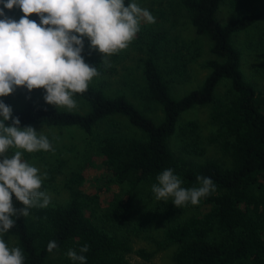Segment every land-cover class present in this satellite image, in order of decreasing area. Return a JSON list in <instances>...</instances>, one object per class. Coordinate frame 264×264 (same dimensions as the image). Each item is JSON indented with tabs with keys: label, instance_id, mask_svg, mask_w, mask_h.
Instances as JSON below:
<instances>
[{
	"label": "trees",
	"instance_id": "1",
	"mask_svg": "<svg viewBox=\"0 0 264 264\" xmlns=\"http://www.w3.org/2000/svg\"><path fill=\"white\" fill-rule=\"evenodd\" d=\"M224 2L238 11V15L221 23L215 14ZM124 3L128 6L133 0H124ZM251 4L252 0H175L176 8L184 11L195 33L210 40L212 56L203 63L209 72L202 84L178 98L172 95L170 83L158 64L161 55L169 56L172 64L165 66L163 61L165 72L173 78H182L185 73L184 57L169 51L170 40L158 21L164 14L158 12L154 23L140 22V30L132 43L145 51L141 93L145 101L160 107L162 117L158 121L137 109L123 94L107 95L97 82L94 83V79L116 70L112 63L89 50L90 41L86 37L81 55L98 74L89 82L86 92L73 94L86 105V112L30 101L18 105L0 98L12 109L13 118L19 119L21 130L45 126L77 127L84 131L96 142L103 167L99 176L102 181L99 179L95 190H83L87 177L82 165L65 179L64 186L69 193L65 203L50 201L42 208L39 203L43 198H40L29 209V215L17 212L13 217L14 226L7 232L0 231L4 239H15L16 247L22 250L24 264H79L66 253L72 249L79 255V249L85 244L89 246V251L83 253L85 264H129L126 255L132 247L107 226L138 236L158 222L159 211L139 210L131 196L141 187L156 183L157 175L166 169H173L186 189L199 186L197 176L208 177L215 185V191L196 205L188 202L178 208L173 204L162 210L168 222L162 243L175 246L174 264H264V93L245 79L241 70L242 53L234 43L239 32L258 24L261 26L259 41L264 39V6L245 13ZM0 10L16 21L24 15L16 7L4 9L3 4ZM29 19L40 23L36 14ZM120 54V51L112 54V62L118 61ZM223 79L229 83L230 99L213 106L211 121L219 128L220 147L230 156V166L205 160L181 167L169 146L178 118L185 110L214 102L215 88ZM115 115L125 116L137 134H94L98 124ZM3 122L5 125L11 123ZM109 123L112 128L120 129L116 121L109 120ZM187 126L191 132L196 129L191 121ZM16 151H21L22 160L31 154L15 147H10L7 153L12 157ZM189 151L203 152L195 142L189 145ZM91 156L88 153L86 158ZM109 184H125L127 188L113 195L96 215L95 208L101 206V192ZM13 206L16 209L25 207L15 198ZM189 209L205 211L183 220L169 221L173 215ZM50 241L58 245L51 253L47 251ZM134 253L144 260H149L153 254L142 248ZM52 254H57L56 259L50 258Z\"/></svg>",
	"mask_w": 264,
	"mask_h": 264
},
{
	"label": "rangeland",
	"instance_id": "2",
	"mask_svg": "<svg viewBox=\"0 0 264 264\" xmlns=\"http://www.w3.org/2000/svg\"><path fill=\"white\" fill-rule=\"evenodd\" d=\"M133 3H136L141 9L148 10L154 17V22L157 21L158 12H163L164 18L158 21H160V26L166 31V35L170 40L171 49L169 51L178 53V57L180 55L184 57L185 73L182 78H173L170 73H166L163 69L165 68L164 64L165 66L172 64L169 56L161 55L162 58L158 61L162 73L170 83L172 95L178 98L199 87L209 72L203 67V63L212 57L209 52L211 42L208 37L195 33L184 11L176 8L175 0H133ZM263 6L264 0H252L251 7L245 13L254 12ZM237 15L238 11L230 9L227 3L224 2L220 5L215 17L221 23H224ZM260 27L258 24L239 32L234 37V43L242 53L241 70L245 79L252 83L257 90L264 93V39L259 41ZM132 41L127 48L120 50L121 57L114 62H112L111 55L103 56L98 50L92 49L89 44V50L96 52L104 60L112 63L116 70L113 74L94 79V83L97 82L96 84L107 95L123 94L137 109L154 119V121H158L162 117L160 107L150 101H145L141 93L143 88L142 59L145 51L134 47ZM45 95L46 91L44 89H34L29 92L24 87H18L11 95L0 98L18 105L30 101L45 106H55L46 103ZM228 99H230L229 83L223 79L215 88L214 102L204 106H194L180 114L175 132L169 139V146L175 157L179 159L181 167H188L205 160H213L223 167L230 166V156L223 152L220 147L219 128L211 121L213 106L226 102ZM73 100L76 106L72 109L56 107L81 113L86 112L88 108L80 99L73 97ZM109 120L116 121L120 129L112 128L109 125ZM190 121L196 124L194 132H191L188 126L185 127ZM31 128L38 135L45 136L51 148L41 154L37 151L32 152L23 161L39 170L38 175L42 179L39 191L43 192L49 198V201L61 204L68 200L69 193L64 186L65 179L71 172L80 169L82 165L85 166L84 174L87 177L83 190L91 192L96 189L97 183L100 182L99 176L103 173V167L101 158L97 155L96 142L91 136L77 127L32 126ZM105 133L129 136L137 134L136 128L129 123L125 116L121 115L110 117L94 129V134ZM192 142H195L196 146L203 150L202 154L189 151V145ZM88 153L93 155L90 159L86 158ZM3 155L11 158L7 151ZM3 159L4 157L0 156V162ZM100 180L102 181V179ZM107 186V189H103L101 192V206L95 208L96 215L100 214L113 195L121 194L127 188L125 184H109ZM172 199V197H169L167 202L158 200L152 192V186H143L132 194L131 201L139 210L159 211L158 222L149 226L146 231L138 236L107 226L108 229L117 231L116 234L127 240L132 247V251L126 255L129 264H174L172 256L175 246L162 243L163 231L168 224L162 210L173 205ZM203 211L205 209H189L173 215L169 221L183 220L191 215H199ZM93 219L97 222L96 218ZM0 239H3L10 249L16 247V241L13 237L4 239L0 235ZM140 248L153 253L149 260H144L134 253L135 250ZM53 257L56 259L57 254L50 256V258Z\"/></svg>",
	"mask_w": 264,
	"mask_h": 264
},
{
	"label": "clouds",
	"instance_id": "3",
	"mask_svg": "<svg viewBox=\"0 0 264 264\" xmlns=\"http://www.w3.org/2000/svg\"><path fill=\"white\" fill-rule=\"evenodd\" d=\"M4 9L14 7L23 12L19 21L5 16L0 10V97L11 95L18 87L29 92L44 89V99L50 105L72 109L76 106L73 94L87 91L89 82L97 76V69L82 58L83 38L90 41L92 49L103 56L112 55L128 47L139 32L141 20L154 23V17L136 3L125 6L124 0H0ZM39 16L40 23L30 20ZM0 231L14 226L17 212L29 215V209L43 198L40 207H47L49 198L39 189L42 185L38 169L22 160L21 151L9 158L3 154L10 148L32 153L48 151L51 145L43 135L31 127L20 129L19 119H14L12 109L0 101ZM46 178V174H45ZM198 187L183 188L182 179L173 169H166L156 177L152 192L156 199L179 206L190 202L196 205L201 198L215 191L214 182L197 176ZM13 198L25 207L16 209ZM55 241L47 245L49 253L57 249ZM89 251L85 244L68 250L72 261L85 264L83 253ZM0 264H24L19 247L9 248L0 239Z\"/></svg>",
	"mask_w": 264,
	"mask_h": 264
}]
</instances>
